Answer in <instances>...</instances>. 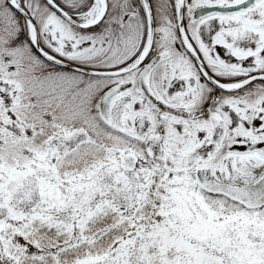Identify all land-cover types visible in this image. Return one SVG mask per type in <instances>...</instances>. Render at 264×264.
<instances>
[{
	"label": "snow or ice",
	"instance_id": "snow-or-ice-1",
	"mask_svg": "<svg viewBox=\"0 0 264 264\" xmlns=\"http://www.w3.org/2000/svg\"><path fill=\"white\" fill-rule=\"evenodd\" d=\"M0 264H264V0H0Z\"/></svg>",
	"mask_w": 264,
	"mask_h": 264
}]
</instances>
